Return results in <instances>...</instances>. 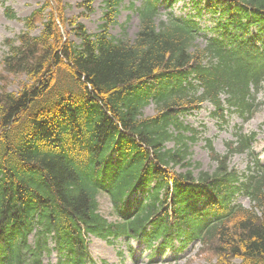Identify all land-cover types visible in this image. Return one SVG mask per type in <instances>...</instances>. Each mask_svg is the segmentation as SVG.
<instances>
[{
	"label": "trees",
	"instance_id": "trees-1",
	"mask_svg": "<svg viewBox=\"0 0 264 264\" xmlns=\"http://www.w3.org/2000/svg\"><path fill=\"white\" fill-rule=\"evenodd\" d=\"M94 1L80 5L91 11ZM123 1L104 0L97 33L71 21L69 40L58 0H45L4 40L3 73L26 80L15 92L0 84V263L45 264L56 250V264H86L94 234L151 247L200 240L218 264H264V166L256 161L251 175L230 166L234 154L251 151L256 133H237L224 155L208 140L217 167L195 176L181 120L206 100L216 114L244 119L264 104L256 95L264 87V0H192L199 13L204 2L224 19L204 46L192 17L168 11L160 19L161 3L180 0H142L135 38L125 28L111 35ZM5 13L17 18L10 7ZM38 18L43 28L34 35ZM253 28L262 47L248 37ZM151 103L157 112L146 116ZM101 189L114 220L100 210ZM139 189L147 194L133 211ZM240 192L250 208L235 202Z\"/></svg>",
	"mask_w": 264,
	"mask_h": 264
},
{
	"label": "rangeland",
	"instance_id": "rangeland-1",
	"mask_svg": "<svg viewBox=\"0 0 264 264\" xmlns=\"http://www.w3.org/2000/svg\"><path fill=\"white\" fill-rule=\"evenodd\" d=\"M83 0H58V11L62 12L65 21L63 22L69 34V40L75 39L71 21L83 23L90 33H97L99 26L103 22L104 0H95L92 4V10L88 11L86 6L80 5ZM45 0H0V74L3 73L2 58L5 54L6 47L4 40L9 37H15L24 28V18L32 12L41 8ZM134 3V6L131 4ZM141 0H124L121 4L120 12L117 17V22L110 26V33L113 36L121 37L123 29L129 38H135L139 27L140 18L136 11ZM10 6L17 15V18H10L5 13V8ZM177 7L176 12L182 14L184 9ZM54 9V7L52 6ZM161 12H165L164 6L161 7ZM162 15L160 19H164ZM42 19L38 18L37 28L33 31L34 35H38L43 26ZM66 22V24H65ZM200 46L203 45V39L198 41ZM5 76L4 82L7 89L10 91H18L25 76H14L3 73ZM258 100L263 101L264 91L258 94ZM214 106L209 102H204L200 108L195 109L185 116L181 117L184 124L190 128L184 131V135L189 138L188 145L190 146L191 159L194 166V175L197 176L201 170L214 171L217 167V161L212 158L210 149L207 147L206 140L211 139L215 150L223 155L227 153V141L235 138V131L238 126H241L245 132L258 131L257 140L253 144L255 153L260 155L264 162V130L261 126L264 120V104H262L255 112L254 116L249 121H244L238 114H229L228 121L223 122L214 116ZM157 112L155 103L146 106L144 113L146 116H152ZM179 131H176L178 133ZM195 137L194 140L190 139ZM168 147L176 146L174 140L168 142ZM250 156L247 153H237L230 161V166L237 168L240 172L248 170ZM196 163H200L198 167ZM177 171L184 172L187 168L183 166L175 167ZM100 210L110 220L114 219L112 214L111 202L108 196L104 193L99 195ZM239 201L246 207H251L252 203L246 196H240ZM175 248L163 250L162 253L156 254L150 258V249L146 247L144 242H134L131 249L130 244L123 239L117 240L115 243H109L97 237H89V251L97 264H218L217 259L212 253L203 247L199 242H192L184 250H178L179 243L175 242ZM57 254L53 252L51 255L44 257L45 263H56Z\"/></svg>",
	"mask_w": 264,
	"mask_h": 264
}]
</instances>
